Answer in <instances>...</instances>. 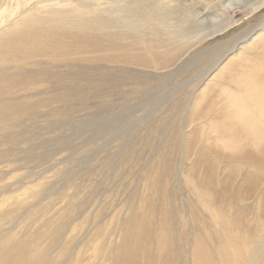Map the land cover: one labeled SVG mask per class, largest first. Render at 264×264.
<instances>
[{
    "label": "rangeland",
    "instance_id": "obj_1",
    "mask_svg": "<svg viewBox=\"0 0 264 264\" xmlns=\"http://www.w3.org/2000/svg\"><path fill=\"white\" fill-rule=\"evenodd\" d=\"M2 67L0 245L109 264L152 202L186 264L240 222L264 264V0H0Z\"/></svg>",
    "mask_w": 264,
    "mask_h": 264
},
{
    "label": "bare ground",
    "instance_id": "obj_2",
    "mask_svg": "<svg viewBox=\"0 0 264 264\" xmlns=\"http://www.w3.org/2000/svg\"><path fill=\"white\" fill-rule=\"evenodd\" d=\"M211 22L212 21L209 20L206 21V23ZM238 38L240 39L241 36ZM22 57H24V55H22ZM215 62L217 63L218 61ZM216 63L211 65V67ZM2 70L3 67L0 68V112L2 110L9 111L12 109L14 99H16V94L12 92V90H8L12 86L15 76L13 74L10 75V73L3 75ZM262 71L260 73H262ZM260 73H254L251 75L253 77L252 79H259L262 81V84H264V73L261 75ZM256 97H258V95H256ZM1 114L2 113H0V124L5 120ZM10 118L11 119H8V121H18V116L16 114L12 115L10 113ZM234 136L238 142L243 139L247 141L245 143H249L246 138L243 136L240 137L239 132L235 131L233 137ZM148 204L149 208L147 207V209L149 214L140 217L137 212H132L135 217L128 222L129 224L124 228V234L122 235L124 236L123 242L121 243L120 248H118L119 250L116 257L113 258L112 261L109 259V264H186L184 250L181 246L185 240V235L176 234L175 232H177V230L169 228L165 221L162 220L158 221L156 226H153L152 218L154 205L152 202ZM136 215H138L139 218H136ZM162 216H164V214ZM239 227L240 230L246 231L248 235L245 236L246 238L244 241H241L229 234L227 244L232 246L234 250L228 252L225 248L223 249L222 247H219V244L217 247L214 246L209 248V250L206 249L204 245L205 235H197L198 251L196 253L197 260H195V264H252L254 258L252 255L256 247L255 239L257 235L255 236V230H253V228L247 223L240 222ZM60 230V227L51 230L49 233L50 242L48 245L35 252H33L29 246L25 247L24 245H18L17 248L12 251L10 248L0 245V264H52L51 250H53L55 245L54 240L58 237ZM61 232L62 231H60V234ZM103 261H107L105 256L103 257ZM103 261H101V264L104 263Z\"/></svg>",
    "mask_w": 264,
    "mask_h": 264
}]
</instances>
